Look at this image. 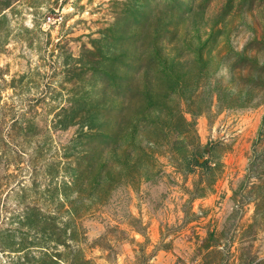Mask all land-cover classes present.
Here are the masks:
<instances>
[{
  "label": "rangeland",
  "instance_id": "1",
  "mask_svg": "<svg viewBox=\"0 0 264 264\" xmlns=\"http://www.w3.org/2000/svg\"><path fill=\"white\" fill-rule=\"evenodd\" d=\"M0 264H264V0H0Z\"/></svg>",
  "mask_w": 264,
  "mask_h": 264
},
{
  "label": "trees",
  "instance_id": "2",
  "mask_svg": "<svg viewBox=\"0 0 264 264\" xmlns=\"http://www.w3.org/2000/svg\"><path fill=\"white\" fill-rule=\"evenodd\" d=\"M209 149L210 148L207 147V146L203 147L201 149L200 154H199V152L194 151V152L190 153L189 159L193 160L196 163V165H199V166H206L207 165L208 166L209 161H210L209 160V157H208V153H209L208 151H209ZM204 154H207L206 158L203 160V162H199V157H202Z\"/></svg>",
  "mask_w": 264,
  "mask_h": 264
}]
</instances>
